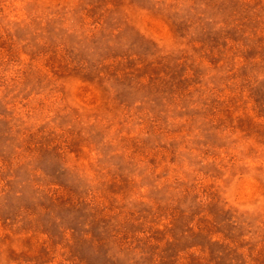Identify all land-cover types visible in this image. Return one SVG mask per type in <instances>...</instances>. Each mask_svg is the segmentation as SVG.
I'll return each mask as SVG.
<instances>
[{
    "label": "rangeland",
    "instance_id": "374dc122",
    "mask_svg": "<svg viewBox=\"0 0 264 264\" xmlns=\"http://www.w3.org/2000/svg\"><path fill=\"white\" fill-rule=\"evenodd\" d=\"M0 264H264V0H0Z\"/></svg>",
    "mask_w": 264,
    "mask_h": 264
}]
</instances>
